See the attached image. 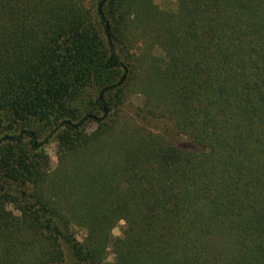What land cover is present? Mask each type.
<instances>
[{
    "label": "trees",
    "instance_id": "1",
    "mask_svg": "<svg viewBox=\"0 0 264 264\" xmlns=\"http://www.w3.org/2000/svg\"><path fill=\"white\" fill-rule=\"evenodd\" d=\"M133 81L201 151L74 119L79 91L99 85L108 117ZM0 116V264H62V239L83 264H264V0H0ZM30 119L59 132L52 172L17 156L26 134L39 151L34 133L2 136Z\"/></svg>",
    "mask_w": 264,
    "mask_h": 264
},
{
    "label": "rangeland",
    "instance_id": "2",
    "mask_svg": "<svg viewBox=\"0 0 264 264\" xmlns=\"http://www.w3.org/2000/svg\"><path fill=\"white\" fill-rule=\"evenodd\" d=\"M175 2L176 0H155V3L162 8L173 6ZM110 23L111 22H107L108 25H110ZM98 31L104 46L107 49L104 25L102 26L98 23ZM154 53L159 54V49ZM123 72L120 71L115 73L114 76L111 77L114 82L110 83L118 85ZM134 83L135 82L133 81L131 86L125 88V94L122 92L123 88H119L118 86L110 90L107 100L109 101L112 112L108 117L96 105V100L101 90L99 85L93 84L92 86L79 91L69 105L70 110L73 112L74 119H82L87 115H91L97 117V119H121L122 123L128 124H132L133 121H136L148 132L163 137L176 148L201 151L202 149L199 145H196L190 141V139L178 132L172 120L167 117H154L148 113L144 95L137 91L136 87H134ZM0 117L5 120L3 116ZM7 125L8 122L5 123L6 130L3 131L2 136H21L23 135V131H27L34 133L37 136V142L40 144L39 151L34 152L30 145V138L28 134H26L21 145L15 148L17 156L24 157V155H28L33 161L34 158H38L42 168L48 172H52L57 167L59 156L57 134L59 132H56L52 127L47 126L45 123L36 119H30L26 122H18L14 129H8ZM96 127L97 125L95 123H91L88 131H92ZM4 145H8L7 142H4ZM13 146L15 147L16 145L14 144ZM3 150L4 149L0 150V158L3 155ZM2 182L3 176L0 174V186L3 185ZM12 193L13 194L11 195L17 196V188ZM6 213L11 216H19V212L13 204H8L6 206ZM124 228L125 226H121L119 223L112 232L113 237H121ZM68 231L71 237H73L78 243H85L88 238V231L84 228L71 226ZM117 233H119V235ZM61 246L64 253V262L62 264H83L75 257L72 246L68 241L62 239ZM107 261L110 263L115 262L112 247L109 248Z\"/></svg>",
    "mask_w": 264,
    "mask_h": 264
},
{
    "label": "clouds",
    "instance_id": "3",
    "mask_svg": "<svg viewBox=\"0 0 264 264\" xmlns=\"http://www.w3.org/2000/svg\"><path fill=\"white\" fill-rule=\"evenodd\" d=\"M121 226H125V222L124 221H120ZM119 235V233H117Z\"/></svg>",
    "mask_w": 264,
    "mask_h": 264
},
{
    "label": "water",
    "instance_id": "4",
    "mask_svg": "<svg viewBox=\"0 0 264 264\" xmlns=\"http://www.w3.org/2000/svg\"><path fill=\"white\" fill-rule=\"evenodd\" d=\"M106 27H107V30L109 29V25L108 24H106Z\"/></svg>",
    "mask_w": 264,
    "mask_h": 264
}]
</instances>
